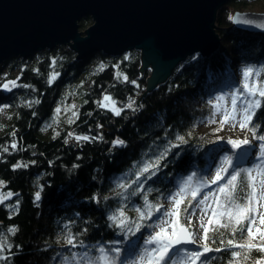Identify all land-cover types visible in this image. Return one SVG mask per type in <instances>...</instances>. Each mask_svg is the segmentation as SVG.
<instances>
[{
    "label": "trees",
    "instance_id": "trees-1",
    "mask_svg": "<svg viewBox=\"0 0 264 264\" xmlns=\"http://www.w3.org/2000/svg\"><path fill=\"white\" fill-rule=\"evenodd\" d=\"M263 6L264 0L224 3L216 13L219 49L210 56L187 57L166 81L150 91L146 90V80L152 68L141 70L143 60L137 50L119 57L98 52L79 61L68 44L40 51L27 59L16 56L3 62L2 66L11 64L16 86L8 93L0 88V106H8V114L0 122V180L5 182L4 190L13 193L0 203V234L12 245L10 251L0 253L7 257L0 259V264H61L65 257L67 264H73L72 254L88 252L96 256L100 245L106 249L120 247L121 264L134 248L132 243L162 215L163 209L144 221L145 227L134 236L109 227V215L124 207L130 220H135L137 214L133 209L143 207L144 195L151 203L164 204L166 197L176 192L192 173L197 174L192 188L205 189L200 181H208L206 172L211 161L224 152L219 142L224 127L216 120L218 110L214 109L216 102L212 98L225 97L230 90L240 95V78L247 67L259 72L249 82L256 76L259 83H264V34L240 30L232 26L231 19L236 11ZM91 19L80 20V27ZM53 74L57 75L49 83ZM105 95L123 108L121 115L100 106ZM246 99L261 100L254 124L256 134L264 135V98L257 95ZM130 101H135L134 110L126 107ZM73 112L77 113L75 117ZM69 119L73 123L69 124ZM206 123L207 132L201 131ZM251 126L246 130L253 139L248 130ZM85 135L91 139H75ZM178 135L187 142L178 148L171 147L180 143L176 140ZM117 139L124 140L125 145L113 146ZM13 143L16 148L11 147ZM253 143L259 147L262 142L253 139ZM166 148L170 150L161 160L159 171L144 181L143 191L130 195L136 185L126 191L118 187L119 182L130 184L136 178L133 173L141 161L155 159ZM227 152L240 168L252 167L251 162L259 157L247 162L239 153ZM16 164L27 167L15 168ZM37 191L41 192L39 201L35 200ZM218 195L223 199V194ZM188 199L190 193L181 208ZM253 207L258 210V202L254 201ZM195 209L182 213V222L189 214L193 216ZM256 214L253 212L252 216L255 218ZM12 227L17 229L15 234L8 232ZM69 232L77 245L83 241L85 247L68 245ZM228 238L231 237L226 234L224 239ZM209 246L224 249L219 239L209 242ZM182 249L185 248L179 250ZM233 250L240 251L207 253L208 264H228ZM251 255L256 258L264 253L253 250ZM79 259L76 256V261Z\"/></svg>",
    "mask_w": 264,
    "mask_h": 264
},
{
    "label": "snow or ice",
    "instance_id": "snow-or-ice-1",
    "mask_svg": "<svg viewBox=\"0 0 264 264\" xmlns=\"http://www.w3.org/2000/svg\"><path fill=\"white\" fill-rule=\"evenodd\" d=\"M231 18V17H230ZM237 22L251 23L250 20H237ZM128 59V57H125ZM57 74H53L50 77L49 83H51ZM119 75V74H118ZM253 75H259V72H255L252 67H247L243 70V83L241 89L238 90L240 95L247 93L248 97L264 98V83L254 82L249 83V79ZM123 79L128 81V77L124 76ZM135 84V81H129ZM9 84L13 87L16 86L15 81H10L3 85L4 88H9ZM259 84V86H257ZM237 99L236 93L232 94L231 109L223 108V118L221 124L228 123L230 120H236L237 118ZM224 101L223 96L216 98V103L213 104L214 109H221L220 102ZM38 102V101H37ZM100 106L103 108H109L117 116L121 115L123 108L117 107L116 101L109 95H105ZM135 101H130L126 107L134 110ZM4 107H8L5 105ZM75 107V106H73ZM262 107L261 100L249 99L246 102V106L239 110L240 120L239 126L241 129L248 127V130L252 133L253 139L261 141L259 144L260 155L258 159L259 164L249 168L236 167L233 163L232 156H224L221 165L216 168L214 176L210 181H200L202 187H209L210 184H218V193L223 194V199L219 195L211 191L203 194L202 198L197 200V196L200 195L201 187L192 188V182L196 173L188 176L186 180L182 182L178 191L170 193L166 199H168L170 207L166 208L160 203H151L148 199V195L143 197V207H136L133 210L137 214L135 220H130L127 211L124 207L118 208L114 213L109 215L107 219L111 221L109 227L119 229L121 232L129 236H134L137 232H140L145 227L144 221L151 220L155 213H161L166 219L162 220L160 224L155 225L154 231L149 234L143 243L145 247L132 261H124V264H168L171 259V254L175 251L179 245L197 244L200 243V250H187L185 249L187 264H208L206 257L207 253L220 252L228 249H240V251L233 250L230 252L231 259L228 264H264V255L253 258L251 252L255 250L258 253H264V229L256 228L255 235L253 232V225L256 224V218L252 216L253 212H256V208L253 207V202L264 201V135H257V126L254 124V117L256 115V109ZM59 113L60 109H56ZM215 115V112L213 113ZM73 117L77 115L76 112L72 113ZM68 123H73L72 119L68 120ZM215 123V121H213ZM220 129H217L219 131ZM58 134V133H57ZM14 135V133H13ZM72 136V133H68ZM190 135V133H189ZM77 141H88L91 138L89 136H75ZM176 140L180 143L172 144L171 147H179L181 143H186L185 137L178 135ZM124 140H114L113 146L121 147L125 145ZM251 141L248 138L242 140L229 139L228 144L233 149H240L242 145H249ZM12 148H16V144L11 145ZM170 149L166 148L164 152L160 153L155 159H149L147 161H141L137 167L135 173V179L130 184L119 182L118 187L123 190L131 188L132 184L136 185V189L130 193V195H136L138 192L143 191L144 181L155 176L160 169V162L164 159ZM4 151H8L7 148ZM15 168L27 167V165L16 164ZM255 173V174H254ZM147 174V175H145ZM144 178L143 180L141 178ZM223 181V183H221ZM4 181L0 180V186L4 185ZM151 191V190H149ZM190 193L191 199L187 200L185 207L181 208V205L185 204L187 194ZM13 196L12 192L6 194H0V203L4 200L10 199ZM214 197L215 207H212L208 203L209 198ZM41 199V192L35 193V200ZM95 199V198H94ZM106 199V198H105ZM196 200V204L193 205L192 201ZM203 206V207H201ZM189 208H199L202 213L207 214L211 209V215L208 217L207 225L201 218L199 228L202 230V236L197 238V233L192 230L193 224L191 220V214L182 222V213H188ZM194 214V213H192ZM258 219L261 225H264V213L258 214ZM151 227L152 225H148ZM224 230V231H221ZM17 229L15 227L9 228L8 232L15 234ZM230 235L231 238L224 239L225 235ZM239 234V238L237 236ZM259 239V243H253L254 240ZM219 239V243L224 245V249L220 247L212 248L209 246V242L216 243ZM66 243L73 248H84V242L80 241L79 245L75 242V237L69 232ZM150 246V247H149ZM12 245L8 241L7 237L0 234V253L4 251H10ZM132 247H136V242L132 243ZM99 255L91 256L88 252L72 254L73 264H120L121 248L113 246L111 248H105L103 245L98 246ZM76 256H79V261H76ZM204 257L202 260L201 258ZM0 259H7L0 255ZM68 258L62 259L61 264H67Z\"/></svg>",
    "mask_w": 264,
    "mask_h": 264
},
{
    "label": "water",
    "instance_id": "water-1",
    "mask_svg": "<svg viewBox=\"0 0 264 264\" xmlns=\"http://www.w3.org/2000/svg\"><path fill=\"white\" fill-rule=\"evenodd\" d=\"M228 1L0 0V65L68 44L79 61L98 52L119 57L137 50L141 70L152 68L150 91L187 57L219 49L216 13ZM86 17L94 24L80 32ZM245 19L251 23L237 22ZM231 21L240 30L264 34V12L236 11Z\"/></svg>",
    "mask_w": 264,
    "mask_h": 264
},
{
    "label": "rangeland",
    "instance_id": "rangeland-1",
    "mask_svg": "<svg viewBox=\"0 0 264 264\" xmlns=\"http://www.w3.org/2000/svg\"><path fill=\"white\" fill-rule=\"evenodd\" d=\"M261 3L262 2H259V4H261ZM246 11L264 12V6L261 8H258L256 10L247 9V10H245V12ZM93 24H94V21L92 19L88 20L87 23L85 24V26L80 27V32H84L87 28H89V26H91ZM22 59H24V58H22ZM2 65H3V63H2ZM2 65H0V86H1L0 88L7 91V93H8V91H10L13 88V86L11 84H9V88L6 89L3 87V85L5 83L10 82V81L16 82V78H15L16 76H15V72L9 67L11 64H7L5 66H2ZM236 74L238 75V73H236ZM241 79H243V76L240 78V80ZM165 81H166V79H165ZM258 81H259L258 78L256 76H254L249 83L252 84V83L258 82ZM146 90H147V88H146ZM233 93H236L238 96V99H237V110L238 111L236 114L237 118H236V120H230L228 123L223 124L224 134H223L222 139L219 140V142H221V144H222L220 149L223 150L224 152L222 154H221V152H219V154L216 156L214 161H211V165L209 166L208 172H206L208 181H210L211 178L214 176L216 168L221 165L223 157L226 155L230 156L229 152H227V150L233 151L235 153H239L242 156V158L245 157L244 160H246L247 162L252 160V158L255 159L256 157H258L260 155L259 147H257V145L253 143V139L251 138L250 134L246 130L247 127L244 129H241L239 126V120H240L239 110L246 106V102L248 100V99H246V97L248 96L247 93H244L243 95H239L234 90L228 91V93L224 97V101L220 102L222 105V108L218 110L216 120L221 123V120L223 118V108L231 109V99H232ZM217 97L218 96H215L214 98H212L214 102H216ZM110 107L111 106H109L108 109H110ZM7 114H8V112H7L6 108L2 107V104H1V106H0V122L6 118ZM208 127H209V125L207 123L202 125L201 131L207 132ZM244 138H248L251 141V143L249 145H242L240 149H233L232 146L230 144H228L229 139L242 140ZM224 153H226V154H224ZM251 163H252V167H253L256 164H259L260 160L258 159V160H255V162L253 161ZM3 186H0V194L8 193L9 191L4 190ZM218 187H219L218 184H215V185L210 184L209 187H205V189L201 190L198 200L200 198H202L204 193L209 192V191L216 193L218 195ZM214 199H215L214 197H210L209 201H208V203L211 204L212 207H213ZM163 205H164L165 209L170 207L169 201H167ZM201 207H203V206H201ZM256 213H257L256 217H255L256 218V224L253 227L254 235L256 234L255 233L256 228L259 227V228L264 229V225H261L259 222V219H258V214L264 213V201L258 202V210L256 211ZM210 214H211V209H209L207 214H204L201 212V210L199 208H196L195 213L193 214V216H191V220H192V224H193L192 230L197 233L198 239L200 236H202V230L199 228L200 220H201V218H203V222L207 225L208 217L210 216ZM164 219H166V218L163 217L162 215H160L159 218L155 222L150 224V225H152L151 227H148L146 231H143V235L141 236V238L137 239L136 247H134L132 249L131 253L129 255H127V257H125L121 261V264H124L125 260L132 261L137 257V255L140 253V251H142L143 248L145 247L143 240L149 234H151L154 231L155 225L160 224L161 221ZM257 240H258V238L254 241L256 242ZM202 242L203 241H199L195 245L192 244L191 247H188V248L184 247V248L187 250H196L197 247L200 248L199 246H200V243H202ZM179 249H180V247L176 248L175 251L171 254V259L169 260L170 264H187L185 249H182V250H179Z\"/></svg>",
    "mask_w": 264,
    "mask_h": 264
}]
</instances>
